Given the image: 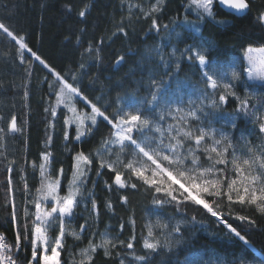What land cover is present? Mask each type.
Here are the masks:
<instances>
[{
  "label": "trees",
  "instance_id": "1",
  "mask_svg": "<svg viewBox=\"0 0 264 264\" xmlns=\"http://www.w3.org/2000/svg\"><path fill=\"white\" fill-rule=\"evenodd\" d=\"M248 2L250 7L242 15L231 14L217 3L214 4L215 19L205 17L199 20L195 9L189 7V0H164L162 11L147 18L141 7L147 11L155 0H0V22L17 36H23L32 52L44 61L41 63L27 49L21 50L17 41L0 30V128L4 130L0 133V230L14 245L16 223L12 219L10 202L14 196L22 241V251L16 256L19 264H26L31 258V213L35 212L31 201L40 187L39 170H33L32 164L35 162L38 166L42 163V154L46 152L52 153L53 176L60 168L64 169L61 195L66 193L76 153L84 151L93 156L91 171L83 186L84 195L77 198L79 204L73 217L69 218L78 230L85 225V231L81 240L65 236L61 264H72V247L85 245L90 238L98 243L105 232L112 237L118 236L125 243L135 236L134 247L119 246L111 256H105L103 249H99L92 264H121V261L123 264H185L192 255L205 251L252 259L255 250L264 249V215L255 208L233 204L232 215L228 216V207H223L229 223L251 242L249 248L202 207L191 203L160 206L154 201L164 198L163 194L155 193L135 177L132 182L137 184L136 189H118L113 185L114 173L106 168L99 169L95 159L96 150L112 133L111 125L98 117L91 132L76 140L75 123L70 126L65 123L71 113L63 104H56L60 81L51 71L55 69L69 83L78 86L110 117L132 101H138L139 105L145 102L144 106L148 108L146 101L154 90L152 80L162 82V96L182 81L205 82L196 62L181 57L187 45L212 41L214 47L210 60L216 65L233 61L250 46L264 47V24L258 20L264 12V0ZM86 7L85 16L81 17L79 13ZM153 19L159 25V31L153 27ZM217 21L226 23L218 24ZM121 28L124 31H120ZM196 28L199 32L195 31ZM120 56H124V61L117 63ZM176 63H179V69ZM244 81L253 84L246 72H242L238 89ZM258 83L262 92L247 96L249 118L253 109L264 105V85ZM74 103L78 110L90 112V105L82 98L75 97ZM238 107L236 97L228 95L223 111L236 114ZM157 109L151 106L153 118L157 116ZM13 116L20 132L9 130ZM87 123L91 126L90 122ZM236 125L232 130L235 141L240 133H244L250 142L264 143V134L255 127L252 129L246 118L238 116ZM112 150L118 151V146ZM201 159L206 163L204 156ZM12 161L15 163H10ZM8 167L13 169L11 192ZM107 185L113 187L109 189ZM124 196L128 197L127 203L122 200ZM93 200L98 215L92 209ZM109 202L111 208L107 206ZM53 203L49 200L45 207L50 208ZM221 203L225 204L224 201ZM25 207L30 213L27 241L24 240L23 227ZM237 214L250 217L256 222L255 226L236 219ZM156 220L168 225L171 240L179 241L171 250L162 247L158 252H150L143 248L148 227ZM177 225L181 228L180 233L173 232ZM50 231L55 233L56 229ZM154 231L158 232V229ZM139 256H146L147 260L136 259Z\"/></svg>",
  "mask_w": 264,
  "mask_h": 264
},
{
  "label": "snow or ice",
  "instance_id": "2",
  "mask_svg": "<svg viewBox=\"0 0 264 264\" xmlns=\"http://www.w3.org/2000/svg\"><path fill=\"white\" fill-rule=\"evenodd\" d=\"M163 3L164 0H155V3L151 4L147 11H144L140 5L136 7H141L144 17L147 18L162 11ZM217 3L222 8L230 10L232 14L244 12L250 7L248 0H189V7L195 9L199 20H203L205 17L215 19L214 4ZM86 10L87 7L81 10L79 15L84 17ZM258 20L264 24V12L260 14ZM217 23L226 22L217 21ZM153 27L159 31V25L155 19H153ZM164 27L167 29V25ZM0 30L17 41L21 50L27 49L32 52L24 37L17 36L2 22H0ZM119 30L124 31L123 28ZM195 31L199 32V29L196 28ZM213 47L212 41L189 44L181 53V57L190 62H196L202 70L208 88L215 91L222 87L231 92L233 85L220 83L216 66L210 60ZM32 55L44 63L35 52H32ZM173 55H175V49ZM160 59L164 60L162 54ZM245 59L247 61L245 71L248 79L264 82V47H248L245 51ZM122 61H124V56H120L117 63ZM45 66L48 65L45 64ZM175 66L177 69L180 67L179 63H176ZM51 71L60 81L56 104H63L71 113L66 117L65 123L69 126L75 123L76 140H80L82 136L91 132V127L97 124L98 117L103 118L111 125L112 133L109 138L102 141L101 148L96 150L95 159L99 169L106 168L114 173L113 185L118 189H136L137 184L132 182V178L135 177L137 181L155 193L163 194L164 198H158L154 203L160 206L172 203L180 206L191 203L202 207L212 217L217 218L230 234L239 238L249 248L252 247L249 239L242 235L237 227L229 223L223 207L225 205L228 207V216L232 215L233 204L255 208L257 212L264 215V143L252 145L246 137H242L246 144V152L237 154L232 140L227 134L218 132L211 126L202 125V120L209 116V113L204 111V107H190L187 111L179 106L173 108L165 96L161 95V81H151L154 90L149 93L150 99L146 101L148 108L144 106L145 102H142L127 110L119 109L114 116L110 117L105 110L89 100L78 86L69 83L55 69H51ZM239 76L240 74L235 70L231 72L233 80L239 79ZM231 94L235 95L234 92ZM75 97L82 98L87 105H90V112L78 110L74 103ZM218 99L220 102H226L227 95L220 94ZM237 99H239L237 112L245 116L249 115L248 99L239 97ZM189 103L193 104L194 102L189 101ZM151 106L161 109L157 118H153ZM211 107H217L215 99L211 101ZM53 115H55V109H53ZM165 115L172 116L174 120V123H169L167 127L159 122L164 120ZM257 120L260 121L259 132L264 134V117H257ZM87 122H90L91 126ZM236 126V118L233 117L231 127L235 129ZM9 130L11 132L21 131L17 126L15 116L11 118ZM3 131L0 128V133ZM67 138L66 132L65 139ZM50 142L51 137H49L48 143ZM114 146H118V151L113 152ZM201 156L205 157L206 163L201 162ZM42 157L43 162L38 166L35 162L32 164L33 170L37 168L39 170L40 187L36 189V195L31 201L34 204L35 212L31 213V258L28 264H61L60 256L65 236L71 235L76 240H81L82 233L85 231V225L81 226L79 232L70 229L66 225V219L73 217L79 204L77 198L84 195L83 186L87 183L86 177L91 171L93 156L84 151L76 153L71 179L64 195L60 194L64 169L60 168L53 176L51 171L52 153H43ZM10 163L14 164L15 162ZM12 171V167L7 168L10 192ZM97 174L99 175V171ZM113 185L107 186L111 189ZM24 189L26 192L28 191L26 181ZM49 200L54 203L50 208H47L45 204ZM122 200L127 203L128 197L124 196ZM221 201H224L225 204H222ZM10 202L12 204V219L16 223L15 243L13 245L7 242L5 235L0 233V264H18L16 256L22 251L20 225L16 221L14 196ZM107 206L112 207L110 202ZM92 209L98 215L95 200L92 201ZM29 215L30 213L25 207L23 217L25 241L28 240ZM193 219L195 218L193 217ZM236 219L252 226H255L256 223L244 215L237 214ZM132 223L134 224V221ZM120 227L123 229V225ZM155 227L161 231L156 232L152 226H149L147 238L143 241V248L150 252H158L162 247L171 250L174 243L179 242L171 240L169 235L163 231L168 228L167 224L157 221ZM53 228L59 230L54 238L49 235ZM173 232L180 233V226H175ZM92 235L95 236V233ZM134 240L135 236H132L129 242L125 243L118 236L112 237L108 233L102 234L98 243L93 242V239L90 238L88 244L74 255L72 264H92L99 249H103L105 256H111L112 251L119 246L132 249ZM136 259L146 261L147 257L139 256ZM185 264H198V262L194 259H187ZM240 264H264V249L255 250L251 261L241 260Z\"/></svg>",
  "mask_w": 264,
  "mask_h": 264
},
{
  "label": "rangeland",
  "instance_id": "3",
  "mask_svg": "<svg viewBox=\"0 0 264 264\" xmlns=\"http://www.w3.org/2000/svg\"><path fill=\"white\" fill-rule=\"evenodd\" d=\"M263 46H253V48H259ZM216 72L219 78V81L221 84L224 83H231L233 85V88L231 92H234L236 99L239 97L240 99L247 98V96H257L260 92H262V87L258 82V80H250L253 82V84H249L246 81L243 82V85L240 89L237 88V84L239 82V79L242 77V72H246L245 69L247 68V61L245 59V51L242 53V55H237L233 61L224 64V65H216ZM235 70L240 74L239 79L233 80L231 78V72ZM246 77L247 73H246ZM205 80V78H203ZM264 85V82H260ZM231 92L228 90L223 89L222 87L217 90H212L207 87L206 82L203 83H195L188 81H182L177 84V86L172 89L170 92L166 93L165 98L168 100V103L174 108L176 106H179L183 108L185 111H187L190 107L195 106H202L204 107V111L209 113V116L207 119L202 120V125L205 127L211 126L218 130V132H223L227 134L231 140L232 143L236 149L237 154L245 153L246 152V144L245 141L242 139V137H247L244 133H240L238 141H235L232 137V130L231 122L233 120V117L237 118L238 116H242L247 119V121L250 122L252 129H257L258 124L260 123L259 120H257V117H264V105L261 107L255 108L252 111V114L249 117L240 114V113H228L226 111H223V105H225L228 102V95H232ZM220 94H226L227 95V101L226 102H220L218 97ZM215 99L217 101V107L213 108L211 107V101ZM239 102V99H237ZM189 101L194 102L193 104H190ZM203 102V103H201ZM139 105L138 101H132L129 102L128 105L124 110H127L129 108H132L134 106ZM161 111V109H157V114ZM254 114V115H253ZM173 115H176V113H173ZM157 118V116L155 117ZM164 127H167L169 123H174V120L172 116L165 115L164 120L159 121ZM194 124L196 122H193ZM249 140V139H248ZM238 142V144H237ZM252 145H260L261 143H255L254 141H251ZM127 159V157H126ZM201 162L203 160L201 159ZM157 221L162 222L161 220H156V222H152L151 226L153 227V230L156 229V223ZM164 223V222H162ZM66 225L70 227V229L75 230L79 232L78 229H76L70 222L69 219H66ZM56 229L55 233L49 232L50 237L54 238L58 234V228ZM52 229V230H53ZM161 230L158 229V232ZM166 234L169 235L168 229L163 230ZM107 233V232H105ZM109 234V233H108ZM110 235V234H109ZM111 236V235H110ZM88 243L85 245H80L76 247L71 248V257L70 260L72 262L74 255L78 252L79 249L85 247ZM191 259H194L198 262V264H240L241 260L244 261H251L252 259H247L243 256L238 255H227L222 253H217L215 251H205L202 253H198L191 256Z\"/></svg>",
  "mask_w": 264,
  "mask_h": 264
},
{
  "label": "built area",
  "instance_id": "4",
  "mask_svg": "<svg viewBox=\"0 0 264 264\" xmlns=\"http://www.w3.org/2000/svg\"><path fill=\"white\" fill-rule=\"evenodd\" d=\"M0 233L4 234L5 237H6L7 242L11 243L10 240L8 239V237H7V234H6L4 231L0 230ZM11 244H12V243H11ZM16 259H17V261H18V258H17V257H16ZM28 262H29V261H28ZM28 262H27L26 264H28ZM18 264H19V263H18Z\"/></svg>",
  "mask_w": 264,
  "mask_h": 264
},
{
  "label": "water",
  "instance_id": "5",
  "mask_svg": "<svg viewBox=\"0 0 264 264\" xmlns=\"http://www.w3.org/2000/svg\"><path fill=\"white\" fill-rule=\"evenodd\" d=\"M225 9V8H224ZM227 12H229V13H231L230 12V10H227V9H225ZM247 11V10H246ZM246 11H244V12H240V13H234V15H237V16H239V15H242V14H244ZM232 14V13H231Z\"/></svg>",
  "mask_w": 264,
  "mask_h": 264
}]
</instances>
